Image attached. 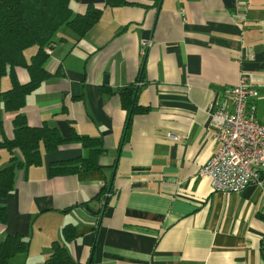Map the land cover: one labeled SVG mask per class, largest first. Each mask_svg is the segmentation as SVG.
<instances>
[{
    "label": "crops",
    "instance_id": "obj_1",
    "mask_svg": "<svg viewBox=\"0 0 264 264\" xmlns=\"http://www.w3.org/2000/svg\"><path fill=\"white\" fill-rule=\"evenodd\" d=\"M159 1L114 7L72 1L74 13L92 2L102 15L82 37L59 27L45 66L55 71L61 64L65 75L45 79L21 111L30 124L46 120L66 136L71 123L80 133L101 135L106 150L100 169L50 174L51 161L89 153L79 142L16 169L13 189L0 197L8 214L0 238L21 232L30 248L10 264H45L67 222L77 225L67 248L87 264H264V183L225 192L199 172L221 144L208 108L233 106L226 89L241 72L251 76L256 115L264 120V0H161L160 7ZM146 51L137 99L151 110L134 115L125 141L118 88L137 78ZM17 76L28 80L26 67H17ZM5 77L3 89L11 84ZM14 116L0 100V140L13 136ZM10 155L0 148L1 166ZM103 186L112 191L100 219L105 198L96 194Z\"/></svg>",
    "mask_w": 264,
    "mask_h": 264
},
{
    "label": "trees",
    "instance_id": "obj_2",
    "mask_svg": "<svg viewBox=\"0 0 264 264\" xmlns=\"http://www.w3.org/2000/svg\"><path fill=\"white\" fill-rule=\"evenodd\" d=\"M73 0H0V100L6 110L14 111V132L11 137L0 140V148L6 147L11 155L8 163L0 165V197H6L14 187L16 169H24L30 165H40L43 162V151L56 150L59 145L67 142H79L89 149L87 155L51 161V175L76 173L79 171L100 169L99 158L106 150L101 135L80 133L71 123L70 135L66 136L56 125H50L46 120L41 124L32 125L27 115L21 111L26 102V96L41 83L52 76L65 75L60 64L55 71L45 66L49 56V48L55 41V35L61 25L70 26L79 37L100 19L102 7L90 2L85 11L74 13ZM133 0H105V5L121 6L132 3ZM35 45L36 52L30 58L26 49ZM24 66L29 72V79L20 81L17 67ZM8 75L10 87L1 86L3 76ZM146 82V65H141L137 78L118 88L121 106L127 112L125 123V141L130 135L133 117L136 113L151 110V105L142 104L136 99L133 109V97L137 84ZM101 89L111 91L109 84H101ZM140 90V88H139ZM138 96V94H137ZM1 122V120H0ZM18 149L20 156L14 153ZM108 186L96 194V197H106ZM112 191V188H111ZM109 198V197H108ZM87 202V201H85ZM76 206L69 205L62 210ZM8 214L5 204H0V223L7 222ZM77 235V225L67 222L62 226V238L51 241V253L45 264H87L77 261L66 242ZM30 239L21 232L9 233L0 238V264H10L9 260L18 252H27Z\"/></svg>",
    "mask_w": 264,
    "mask_h": 264
},
{
    "label": "built area",
    "instance_id": "obj_3",
    "mask_svg": "<svg viewBox=\"0 0 264 264\" xmlns=\"http://www.w3.org/2000/svg\"><path fill=\"white\" fill-rule=\"evenodd\" d=\"M150 43L143 40L144 47ZM226 92L232 107L223 101L208 108L213 137L221 144L199 172L214 189L234 192L250 183H264V120L256 115L257 89L249 73L241 72Z\"/></svg>",
    "mask_w": 264,
    "mask_h": 264
},
{
    "label": "water",
    "instance_id": "obj_4",
    "mask_svg": "<svg viewBox=\"0 0 264 264\" xmlns=\"http://www.w3.org/2000/svg\"><path fill=\"white\" fill-rule=\"evenodd\" d=\"M160 5H161V0L159 1V7H160ZM146 58H147V51H146V53H145V55H144V58H143L142 67H143V65L145 64ZM107 80H108V76H107V74H106V76H105V81H107ZM138 90H139V83L137 84L136 89H135V93H134V97H133V104H132L131 110L133 109V105H134V103H135V101H136V99H137ZM124 135H125V132H124ZM124 135H123V138H124ZM110 185H111V183H110ZM110 188H111V186H109L108 191H110ZM108 196H109V192H107V195H106V197H105L104 204H103V208H102V212H101V214H100V219H101V215L103 214V212H104V210H105V207H106V205H107V202H108Z\"/></svg>",
    "mask_w": 264,
    "mask_h": 264
},
{
    "label": "rangeland",
    "instance_id": "obj_5",
    "mask_svg": "<svg viewBox=\"0 0 264 264\" xmlns=\"http://www.w3.org/2000/svg\"><path fill=\"white\" fill-rule=\"evenodd\" d=\"M35 45H33V46H31V47H29L28 48V50H27V53H28V57H30V54H31V52H33L34 51V49H35ZM5 77V76H4ZM5 78H8V76L7 77H5ZM264 109V100L260 103V106H259V109ZM262 112V111H261Z\"/></svg>",
    "mask_w": 264,
    "mask_h": 264
}]
</instances>
